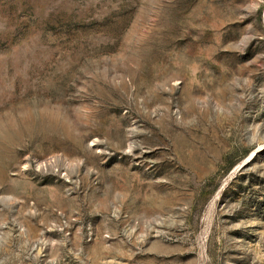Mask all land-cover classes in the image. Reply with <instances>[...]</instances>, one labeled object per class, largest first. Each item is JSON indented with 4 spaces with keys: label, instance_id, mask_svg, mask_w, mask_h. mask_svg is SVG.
<instances>
[{
    "label": "rangeland",
    "instance_id": "1",
    "mask_svg": "<svg viewBox=\"0 0 264 264\" xmlns=\"http://www.w3.org/2000/svg\"><path fill=\"white\" fill-rule=\"evenodd\" d=\"M0 264H264V0H0Z\"/></svg>",
    "mask_w": 264,
    "mask_h": 264
}]
</instances>
